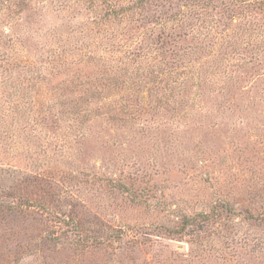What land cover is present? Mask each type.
<instances>
[{
    "label": "rangeland",
    "instance_id": "obj_1",
    "mask_svg": "<svg viewBox=\"0 0 264 264\" xmlns=\"http://www.w3.org/2000/svg\"><path fill=\"white\" fill-rule=\"evenodd\" d=\"M135 1L0 0V264H264V0Z\"/></svg>",
    "mask_w": 264,
    "mask_h": 264
},
{
    "label": "trees",
    "instance_id": "obj_2",
    "mask_svg": "<svg viewBox=\"0 0 264 264\" xmlns=\"http://www.w3.org/2000/svg\"><path fill=\"white\" fill-rule=\"evenodd\" d=\"M150 0H136L135 3H134V7H139V6H142L145 2H148ZM123 9V12L127 11L128 10V5L125 6V7H121Z\"/></svg>",
    "mask_w": 264,
    "mask_h": 264
}]
</instances>
